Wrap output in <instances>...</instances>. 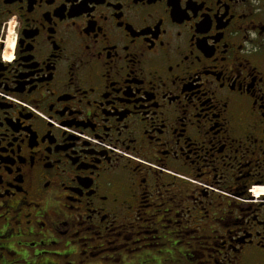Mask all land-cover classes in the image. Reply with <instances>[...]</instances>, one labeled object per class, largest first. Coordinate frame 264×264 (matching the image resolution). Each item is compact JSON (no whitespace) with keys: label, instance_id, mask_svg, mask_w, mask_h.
Segmentation results:
<instances>
[{"label":"flooded vegetation","instance_id":"flooded-vegetation-1","mask_svg":"<svg viewBox=\"0 0 264 264\" xmlns=\"http://www.w3.org/2000/svg\"><path fill=\"white\" fill-rule=\"evenodd\" d=\"M264 0H0V264H264Z\"/></svg>","mask_w":264,"mask_h":264},{"label":"rangeland","instance_id":"rangeland-1","mask_svg":"<svg viewBox=\"0 0 264 264\" xmlns=\"http://www.w3.org/2000/svg\"><path fill=\"white\" fill-rule=\"evenodd\" d=\"M264 190L263 189H261V191H259V192H263Z\"/></svg>","mask_w":264,"mask_h":264}]
</instances>
